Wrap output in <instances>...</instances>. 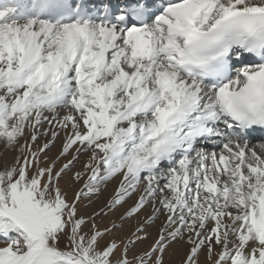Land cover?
<instances>
[{
	"label": "snow or ice",
	"instance_id": "obj_1",
	"mask_svg": "<svg viewBox=\"0 0 264 264\" xmlns=\"http://www.w3.org/2000/svg\"><path fill=\"white\" fill-rule=\"evenodd\" d=\"M257 132L264 0H0V264H264Z\"/></svg>",
	"mask_w": 264,
	"mask_h": 264
},
{
	"label": "rangeland",
	"instance_id": "obj_2",
	"mask_svg": "<svg viewBox=\"0 0 264 264\" xmlns=\"http://www.w3.org/2000/svg\"><path fill=\"white\" fill-rule=\"evenodd\" d=\"M43 139L44 138H41V142H43ZM59 146H60V141L58 140L57 142H56V147H54L52 150H51V152L49 153L50 155L51 154H53V153H55L57 150H58V148H59ZM0 150H2V145H0ZM84 159H86V157H82L81 158V162H83V160ZM63 162H66V161H61V163H63ZM80 167V163H77L76 164V168L78 169ZM75 170V169H74ZM115 182V181H114ZM114 182H112V183H110L109 185H108V187H107V189L101 194L102 196H105V192H110L111 194H112V191H113V189L114 188H111V187H115L116 186V184H115V186H113L114 185ZM113 184V185H112ZM111 194H110V196H111ZM101 195L98 197V198H94V203H95V205H92V208L91 209H89L90 211L92 210V209H96V210H99L101 207H103L104 205H105V203L107 202V200H103V201H100V197H101ZM109 196V197H110ZM93 203V204H94ZM131 203V202H130ZM123 211V209H121V210H119V211H116V212H108L107 213V215H104V216H102V217H99L98 218V223L100 224V225H105V224H108V223H110L113 219H116L119 215H120V212H122ZM163 219V217H161V220ZM138 220H142V219H140V217H136V218H133L132 220H130V221H128L127 223H126V225H125V228L126 229H128V228H132V227H134L136 224H137V222H138ZM157 223V225L160 223V221H157L156 222ZM149 232L151 233V235H152V237L154 238L155 237V233H156V229L153 227V228H150L149 229ZM151 242V240H149V241H147L146 243H150ZM144 245H142V247H143ZM180 256H181V252L178 250L177 251V253L176 254H174V255H171V256H168V255H166L165 256V260H166V264H179V261H180Z\"/></svg>",
	"mask_w": 264,
	"mask_h": 264
},
{
	"label": "bare ground",
	"instance_id": "obj_3",
	"mask_svg": "<svg viewBox=\"0 0 264 264\" xmlns=\"http://www.w3.org/2000/svg\"><path fill=\"white\" fill-rule=\"evenodd\" d=\"M254 142L259 143V142H264V141H262V140H256V141H254ZM115 184H116V182H114V185H113V184H112V185L115 186ZM111 188H114V187H111ZM107 190H108V189H107ZM110 194H111V193L108 192V191L105 192V196H102V195H103V194H102L101 197H100V201L108 200ZM95 199H96V198H95ZM94 202H95V201H94ZM130 202H131V201H129V203H130ZM93 205H95V203H94ZM89 211H90V210H89ZM140 219H142V220L144 219L143 215L140 216ZM156 224H157V223H156ZM177 249L181 252V255H182V253H183V249L179 248V246H177Z\"/></svg>",
	"mask_w": 264,
	"mask_h": 264
}]
</instances>
